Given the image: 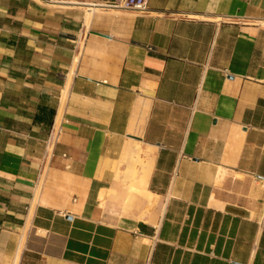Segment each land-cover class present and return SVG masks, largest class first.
<instances>
[{"label": "crops", "instance_id": "crops-1", "mask_svg": "<svg viewBox=\"0 0 264 264\" xmlns=\"http://www.w3.org/2000/svg\"><path fill=\"white\" fill-rule=\"evenodd\" d=\"M93 1L0 0V264H264V0Z\"/></svg>", "mask_w": 264, "mask_h": 264}, {"label": "rangeland", "instance_id": "rangeland-1", "mask_svg": "<svg viewBox=\"0 0 264 264\" xmlns=\"http://www.w3.org/2000/svg\"><path fill=\"white\" fill-rule=\"evenodd\" d=\"M131 139L128 138L127 141ZM139 163V162H138ZM132 164L137 167L140 164H137L136 161H133ZM166 175V174H165ZM163 182H166L165 178H162ZM130 183L128 181L123 182V186L117 188L115 191H107L108 193L104 195L103 206L106 205V201L110 200V208H107V212L111 218L119 219L123 216H127L128 211H138V210H147L150 212L154 209H151V205L148 203L140 204L138 199L133 195H129ZM164 191V190H163ZM161 197L159 196V199Z\"/></svg>", "mask_w": 264, "mask_h": 264}, {"label": "built area", "instance_id": "built-area-1", "mask_svg": "<svg viewBox=\"0 0 264 264\" xmlns=\"http://www.w3.org/2000/svg\"><path fill=\"white\" fill-rule=\"evenodd\" d=\"M83 5L89 8H98L101 10L110 11H131L144 13L148 11V0H96L93 2H84Z\"/></svg>", "mask_w": 264, "mask_h": 264}, {"label": "bare ground", "instance_id": "bare-ground-1", "mask_svg": "<svg viewBox=\"0 0 264 264\" xmlns=\"http://www.w3.org/2000/svg\"><path fill=\"white\" fill-rule=\"evenodd\" d=\"M134 138H137V136L134 137ZM137 139H139V138H137ZM136 147H137V151L139 152V156H140L141 162L142 163H145V165L147 167H144L145 168L144 169L145 170V173L142 172V174H140V173L138 174V172H136V173H134L133 175L130 176L129 180L131 182H135V181L141 180L143 178V185H142V187H143L144 185L147 184V181L149 179L150 173L152 171V168L150 166V163L155 158V150L154 149H149L148 147H146V149H144L142 147V145H140L139 143H137V146ZM139 188H137V186H136V189H137L138 192H140V194L145 195L147 197L153 196L152 192H150L147 188H142V189H139ZM152 206H154V203L152 204Z\"/></svg>", "mask_w": 264, "mask_h": 264}, {"label": "water", "instance_id": "water-1", "mask_svg": "<svg viewBox=\"0 0 264 264\" xmlns=\"http://www.w3.org/2000/svg\"><path fill=\"white\" fill-rule=\"evenodd\" d=\"M133 137H136V136H133ZM138 138V137H137ZM140 139V138H139Z\"/></svg>", "mask_w": 264, "mask_h": 264}]
</instances>
